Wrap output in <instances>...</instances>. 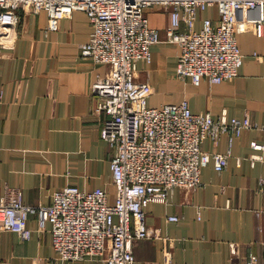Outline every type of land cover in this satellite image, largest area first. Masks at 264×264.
<instances>
[{
    "label": "crops",
    "instance_id": "0c3cea01",
    "mask_svg": "<svg viewBox=\"0 0 264 264\" xmlns=\"http://www.w3.org/2000/svg\"><path fill=\"white\" fill-rule=\"evenodd\" d=\"M144 13L160 37L151 46V61L136 63L135 80L154 89L148 106L186 100L193 113L213 119L225 113L228 120L247 117L264 124V24L261 36L236 34L242 59L232 80L195 85L176 76L179 48L165 39L168 9L156 5ZM17 15L13 46L0 54V192L17 188L25 203L48 205L55 191L72 185L82 191L100 188L113 204L112 150L100 137L102 117L90 95L91 83L107 67L81 55L91 32L86 14L74 11L56 30L46 29L44 10ZM217 16L215 7L206 8L194 29ZM252 142L264 144L262 131L245 129L231 143L225 134L216 143L203 141V150L229 152L226 168L217 172L209 164L194 191L175 188L167 203L147 204L145 222L159 237L134 243V264H163L162 250L170 245L171 264H229L231 243L240 256L253 255L254 264H264V146L254 149ZM251 155L257 156L253 163ZM26 225L31 231L26 240L0 232V263L104 264L98 258L61 261L52 246L51 223L38 231L35 215L29 214Z\"/></svg>",
    "mask_w": 264,
    "mask_h": 264
},
{
    "label": "built area",
    "instance_id": "2783aa9c",
    "mask_svg": "<svg viewBox=\"0 0 264 264\" xmlns=\"http://www.w3.org/2000/svg\"><path fill=\"white\" fill-rule=\"evenodd\" d=\"M156 5L169 11L165 39L179 48L176 76L195 85L201 80L209 84L232 80L242 59L236 34L263 33L264 0H0V54L13 46L19 10L46 11L47 30L58 29L60 21L76 10L86 14L91 32L81 45V55L107 67L91 83L90 95L96 100L94 111L102 117L100 137L112 150L109 167L115 187L111 205L100 188L82 191L68 185L53 193L50 204L35 206L23 201L19 189L6 188L0 192V232L8 230L28 239L31 231L26 222L34 214L38 231L51 223L57 259L134 264V243L159 237L145 222L147 204L167 203L175 188L194 191L202 184V168L209 164L217 172L226 168L229 152L203 150V141L216 143L225 134L231 143L245 129L262 131L264 139V124L247 117L228 120L223 113L213 119L209 113H193L186 100L148 106L154 89L137 82L134 75L136 63H149L151 46L160 41L144 13ZM208 7H215L217 18H204L195 30L198 14ZM250 146L261 150L264 144ZM250 158L253 163L257 156ZM170 249L171 245L162 250L163 264H171ZM254 263L253 255L245 259L236 243L230 244L229 264Z\"/></svg>",
    "mask_w": 264,
    "mask_h": 264
}]
</instances>
